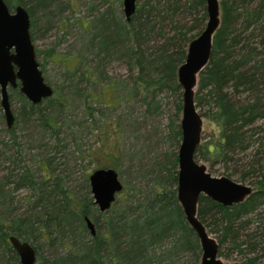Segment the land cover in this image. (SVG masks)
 Wrapping results in <instances>:
<instances>
[{
  "label": "trees",
  "instance_id": "1",
  "mask_svg": "<svg viewBox=\"0 0 264 264\" xmlns=\"http://www.w3.org/2000/svg\"><path fill=\"white\" fill-rule=\"evenodd\" d=\"M4 2L9 9L17 5L26 8L32 40L36 12L48 18L52 6L64 11L59 0ZM219 4L220 27L195 91L199 114L213 125L214 131L198 146L195 160L206 164L210 174L228 177L255 190L243 203L231 207L200 196L197 218L216 239L220 257L233 254L239 256L237 264H264V0H219ZM206 21L205 0H141L139 4L136 0V10L129 21L120 20L111 11L94 24L96 33L90 45L96 50L95 56L102 54L105 59L117 55L131 71L136 70L131 85L126 84V99L139 94L150 111L159 93L172 92L176 96L171 127L175 149L181 140L182 105L177 69L185 60L189 42L203 31ZM39 53L36 50L37 56ZM101 72L95 68L70 77L81 81L86 74L90 80L97 73L100 79ZM11 91L16 92L21 104L23 121H36L38 131L53 141L46 148V154L53 155L42 158L36 170L29 168L22 155L21 137L15 133L17 118L10 129H4L0 146L9 151L14 147L13 155L20 157L22 166L15 165L8 172L0 185V197L9 207L6 200H14L13 193L23 189L29 192L23 212L17 213V206L9 207V220L0 221V250L3 248L8 255L4 256V264H18L11 252L10 236L28 242L37 251L36 243L40 241L67 237L72 242L75 232L77 243L53 264H176V258L186 253L194 257L190 264L199 262L198 238L176 200V152L162 156L159 176L152 180L149 194L126 203L125 209L114 208V202L101 214L93 205L84 168L78 173L79 186L73 185L72 178H77L74 174L80 170L81 147L88 143L80 137L83 124L68 121L71 137L68 141L59 138L67 121L60 98L53 95L32 105L18 89ZM55 100L59 102L55 109L62 111L61 119L53 114ZM75 126L80 128L73 130ZM89 215L95 222L104 216L101 223L105 231L91 220L95 228V236H91L84 221ZM224 249L227 254L222 252Z\"/></svg>",
  "mask_w": 264,
  "mask_h": 264
},
{
  "label": "rangeland",
  "instance_id": "2",
  "mask_svg": "<svg viewBox=\"0 0 264 264\" xmlns=\"http://www.w3.org/2000/svg\"><path fill=\"white\" fill-rule=\"evenodd\" d=\"M59 1L63 4L64 11L59 12L55 5L48 9V18L43 12L35 13L33 42L36 50L40 52L37 60L42 66L45 82L54 90V98H60L64 105L62 109L67 121L63 123L64 127L59 138H65L68 141V137H71V130L67 127L68 121L83 124L80 130H84V133L80 137L88 143H84L81 147L82 153L78 157L80 170L74 174L77 178H72L75 180L73 185L79 186L78 173H81V167L85 169L83 174L86 176L95 169L113 168L124 186L116 196L114 208L125 209L123 206H126V203L129 205V202L149 194L152 180L159 176L162 156L178 151L179 146L175 149L171 132L176 114V96L172 92L159 93L156 104L154 102L148 111V106L141 102L139 94L125 98L126 84L131 85L130 79L137 74L136 70L131 71L126 61L119 59L117 55L105 59L102 54L95 56L96 50L90 45L91 37L96 33L94 24L97 22L95 21L111 11L123 20L122 0ZM137 2L139 4L141 0ZM48 54L50 58L47 57ZM95 68H98V72L103 71L99 74L100 79L96 77L98 75L96 73L90 80L86 74L82 76L81 81L76 77L72 79L73 81L71 80L72 74L77 76L81 71L90 73ZM77 70L79 72H76ZM107 84L111 86H106ZM9 101L13 115L17 118L15 133L21 137L19 140L22 155L26 165L36 170L42 158L53 155L46 154V148L53 144V141L49 142L48 135L38 131L36 121L28 123L23 121L25 119L20 113L21 104L16 92L11 89ZM55 101L54 109L59 103ZM53 114L60 119L62 117L61 110L55 109ZM69 125L72 126V124ZM5 128L0 106V140H4ZM78 128L80 127L75 126L73 130ZM213 131V125L203 118L201 142L210 139ZM14 151V147L9 151L0 146V185L4 183L8 172L15 165L22 166L21 162H18L20 157L16 156V158L13 155ZM204 165L207 168V165ZM28 193L25 189L13 193L11 197L14 200L11 202L6 200L10 203L9 207L17 206L19 207L17 213L23 212L27 200L25 196ZM9 207L8 203L0 197V221L9 220ZM94 215L99 216L95 212ZM88 217L94 224L97 223V227L105 231L104 224L101 223L104 216H100L101 220L98 222H95L91 215ZM76 233L72 235L75 236L72 242L66 239L67 237H58L54 241L36 243L38 264H50V262L53 264L57 258L66 256L71 251L72 245L77 243ZM211 236L214 238L212 234ZM227 251L222 250L226 254ZM4 252L6 253L1 248L0 264H4V256H8ZM107 254L109 251L105 256ZM227 257H220L223 264H237L239 260L238 255L228 254ZM176 262V264L194 263V257L191 253H186L181 258H176ZM199 263L200 260L197 264Z\"/></svg>",
  "mask_w": 264,
  "mask_h": 264
},
{
  "label": "water",
  "instance_id": "3",
  "mask_svg": "<svg viewBox=\"0 0 264 264\" xmlns=\"http://www.w3.org/2000/svg\"><path fill=\"white\" fill-rule=\"evenodd\" d=\"M207 21L203 31L187 46L184 62L177 69V83L182 91L180 116L181 142L177 151L176 200L185 221L195 233L201 250L199 264H223L218 254V243L197 218L200 196L208 197L224 207L243 203L253 192V187L225 176H213L204 164L195 160L201 143L203 118L195 103V91L200 72L207 66L213 37L220 27L219 0H205ZM123 13L129 21L136 10V0H122ZM18 89L28 102L39 105L52 98L54 90L45 82L36 48L30 34V18L21 5L9 9L0 0V106L6 127L15 121L9 101V90ZM93 204L100 213L107 212L116 196L123 190L118 173L111 168L93 170L88 176ZM84 221L91 236H95L90 218ZM9 243L20 264H36V254L28 242L11 236Z\"/></svg>",
  "mask_w": 264,
  "mask_h": 264
},
{
  "label": "flooded vegetation",
  "instance_id": "4",
  "mask_svg": "<svg viewBox=\"0 0 264 264\" xmlns=\"http://www.w3.org/2000/svg\"><path fill=\"white\" fill-rule=\"evenodd\" d=\"M116 200V199H115ZM115 202V201H114ZM94 205V204H93ZM113 205V204H112ZM111 205V206H112ZM95 206V205H94ZM96 207V206H95ZM111 208V207H110ZM96 209L98 210V208L96 207ZM98 212H99V210H98ZM100 213V212H99ZM101 214H103V213H101ZM11 237V236H10ZM22 242V241H21ZM9 245H10V243H9ZM32 246V245H31ZM10 248H11V252L15 255V257H16V259H17V261H18V264H20L19 263V258H18V256H17V254H16V252H15V250L11 247V245H10ZM35 250V249H34ZM35 254H36V264H38V262H37V253H36V251H35Z\"/></svg>",
  "mask_w": 264,
  "mask_h": 264
},
{
  "label": "bare ground",
  "instance_id": "5",
  "mask_svg": "<svg viewBox=\"0 0 264 264\" xmlns=\"http://www.w3.org/2000/svg\"><path fill=\"white\" fill-rule=\"evenodd\" d=\"M29 15V14H28Z\"/></svg>",
  "mask_w": 264,
  "mask_h": 264
}]
</instances>
